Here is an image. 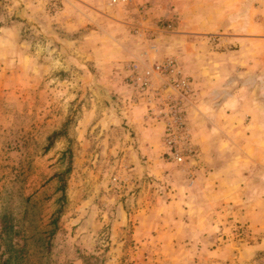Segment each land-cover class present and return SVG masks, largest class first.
<instances>
[{
    "label": "rangeland",
    "instance_id": "rangeland-1",
    "mask_svg": "<svg viewBox=\"0 0 264 264\" xmlns=\"http://www.w3.org/2000/svg\"><path fill=\"white\" fill-rule=\"evenodd\" d=\"M144 5L155 35L138 38L145 46L138 58L127 52L111 61L99 28L89 24L92 47L80 65L73 51L83 34L66 35L56 21L61 0H0V264H264V142L261 160L254 142L247 143L264 137V95L255 116L218 118L242 131L234 146L228 142L210 156L212 168L236 167L233 191L221 197L214 185L212 197L181 192L182 185H195L201 156L184 164L168 160L157 103L132 86L131 66L149 69L173 59L193 78L174 55L159 57L157 43L173 40L179 25L175 3ZM56 28L59 35H51ZM210 44L215 51L239 50L221 33ZM68 45L75 61L63 53ZM226 80V91L239 89L228 81L240 80L239 70L230 68ZM193 103L191 97L188 109ZM135 108L144 109L138 119L148 130L159 132L150 149L130 123ZM65 127L67 135L49 146ZM69 160L63 199L57 175ZM214 202V212L188 211Z\"/></svg>",
    "mask_w": 264,
    "mask_h": 264
},
{
    "label": "crops",
    "instance_id": "crops-1",
    "mask_svg": "<svg viewBox=\"0 0 264 264\" xmlns=\"http://www.w3.org/2000/svg\"><path fill=\"white\" fill-rule=\"evenodd\" d=\"M137 1L139 4L150 1L152 5L162 4L164 6L175 3V12L179 15L177 36L173 34V40L170 42L169 38L161 39L157 45L160 47L158 50H161L160 58L174 55L178 63L193 78L194 103L188 109V115L193 120H191L193 139L198 156H201L200 162L198 161L200 167L195 171V185L191 188H188V185H182L180 190L183 193L192 192L197 196L204 194L212 197L213 194L209 195L208 192L215 191L214 185H216L221 197H226L233 191L236 179L240 176L234 175L235 172L231 173L233 170L236 171L235 166L226 167L224 170L212 168V164L215 163L210 156L217 149L223 152L228 147V142L234 146L239 133L242 132L238 129L239 127L231 128V125L227 126L226 122L218 118L238 120L239 116L249 114L255 116L262 110L260 103L257 102L264 95V0ZM61 3L63 10L55 15V19L62 23L64 33L71 35L78 31L80 36L83 34L78 42L79 47L73 51L79 56L80 65L83 64L80 57H86L92 47V42L87 40L88 35H86L89 24L99 28L98 35L104 40L102 51L112 54L111 61L125 58L124 54L127 52L129 53L128 58H138L144 50L145 46L137 42L138 38L132 34V27L138 16L136 5L122 4L112 7L107 0H61ZM161 14L167 16L164 8ZM154 17L155 15L151 14V22L155 21ZM57 29L49 30L50 34L58 36ZM216 33H221L226 42L239 43V50L232 52L227 48L224 51H215L210 44V38ZM68 47L70 45L63 47V53L69 57L70 61H75L73 52L66 51ZM124 48L126 51L123 52ZM115 51L121 52L122 55L114 54ZM230 68L239 70L240 80L228 81L239 82L240 88L228 92L225 89L228 87L226 79H228ZM138 112L143 115L145 111L142 108H135L129 111L128 117L131 125L141 136L142 146L150 149L153 141L156 139L159 141L160 137L158 139L157 136L159 132H155L154 129L148 130L142 118L138 119L141 116ZM147 125L151 127L149 123ZM243 129L250 128L245 126ZM249 131L243 133L248 134ZM262 133L249 137L247 142L250 143L251 140L254 142L260 160L264 142ZM258 142L260 145L256 146ZM189 164L194 165L195 163L190 162ZM235 176L238 177L235 178ZM215 205L216 202L211 205L214 208H210L195 203L190 205L188 211L197 214L214 212ZM199 217V225H201L204 216ZM207 225V229H210V221H207Z\"/></svg>",
    "mask_w": 264,
    "mask_h": 264
},
{
    "label": "built area",
    "instance_id": "built-area-1",
    "mask_svg": "<svg viewBox=\"0 0 264 264\" xmlns=\"http://www.w3.org/2000/svg\"><path fill=\"white\" fill-rule=\"evenodd\" d=\"M112 7L136 5L138 16L132 27L137 38L151 40L155 33L147 26L148 8L137 0H107ZM168 29L172 25H167ZM160 30V29H159ZM132 86L151 104L157 103L158 118L163 123V145L169 161L184 164L196 157L193 133L188 122V103L194 97L193 81L178 68L176 61L166 59L149 69H141L138 64L131 66ZM142 72V73H141ZM157 78H161L156 80Z\"/></svg>",
    "mask_w": 264,
    "mask_h": 264
},
{
    "label": "trees",
    "instance_id": "trees-1",
    "mask_svg": "<svg viewBox=\"0 0 264 264\" xmlns=\"http://www.w3.org/2000/svg\"><path fill=\"white\" fill-rule=\"evenodd\" d=\"M66 127H67V125H66ZM66 127L64 130L55 132L52 136H50L49 146H52L56 142V140H58L59 138H62L63 136L67 135ZM71 169H72V165H71V161L69 160V162L67 164V168L65 169V171L57 175V177L59 178V184H60V189L62 192V198L63 199H66L67 177H68L69 173L71 172ZM58 219H59L58 217L55 219V224L58 223ZM8 263H9V261L3 262V264H8Z\"/></svg>",
    "mask_w": 264,
    "mask_h": 264
}]
</instances>
